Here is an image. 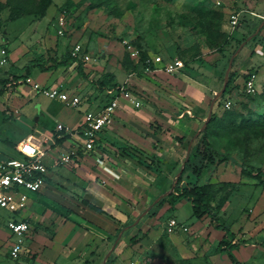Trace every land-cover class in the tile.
<instances>
[{
  "label": "rangeland",
  "instance_id": "1",
  "mask_svg": "<svg viewBox=\"0 0 264 264\" xmlns=\"http://www.w3.org/2000/svg\"><path fill=\"white\" fill-rule=\"evenodd\" d=\"M6 1L0 0V7ZM37 2L12 0L11 5L25 9L33 8ZM10 11L0 8V80H4L0 82V164L17 156L20 139L32 138L30 134L55 137L63 133L58 125L75 128L85 119L88 105L84 97L74 107L41 92L28 95L19 89L25 85L34 90L27 82L33 75L22 77L31 60L42 57L47 65L65 60L74 43H79L90 60L77 59L75 66H66L61 72L58 69V75L70 71L78 78L77 66L82 62L89 77L106 81L104 89L97 87L96 99L102 104L116 95L115 82L141 96L144 109L176 120V135L163 143L164 147L171 142L182 144L181 161L187 155L190 158L213 117L207 137L219 154L231 158L214 163L201 181L215 188L233 183L235 191L220 211L221 221L233 227L238 242L248 245L245 252L236 254L238 260L264 263V247L257 236L264 227V185L241 173L242 164L264 170V0H52L45 16L29 14L14 21L9 20ZM235 12L240 15L233 27L231 15ZM237 50L240 51L232 64L237 71L228 95L222 98V88L225 82L229 84L226 72ZM12 52L16 55L11 56ZM157 55L164 63L182 60L185 74L168 73L164 63L156 66L153 57ZM248 68L257 74V91L252 95L243 88V73ZM105 90L109 93L104 94ZM225 101L231 102L230 108ZM143 108H130L128 114L138 116L145 112ZM157 125L161 133L172 131L169 126ZM63 175L67 177L69 173ZM160 178L159 189H165L168 181L163 175ZM189 180L197 178L190 174ZM170 212L160 215L151 227L146 225L145 231L140 229V234L132 227L142 225L130 220L125 238L111 245L107 264H234L218 251L219 236L212 235L209 218L193 217L188 201L173 214ZM9 215L0 208V228L5 232H9ZM174 217L188 225L195 221L198 225L188 231L168 233L165 225ZM31 231L32 226L24 239ZM3 247L2 253L10 248V241H5Z\"/></svg>",
  "mask_w": 264,
  "mask_h": 264
},
{
  "label": "crops",
  "instance_id": "2",
  "mask_svg": "<svg viewBox=\"0 0 264 264\" xmlns=\"http://www.w3.org/2000/svg\"><path fill=\"white\" fill-rule=\"evenodd\" d=\"M15 55V52L11 53V56ZM76 62L67 66H75ZM65 68L66 66H62L49 72L34 70L31 82L33 80V83L38 82L42 86L61 83L71 93L84 97L83 100H86L88 105L84 115L89 110H100L116 96L111 95L109 100L102 104L96 99L99 87L94 78L89 77L88 73L87 79L80 74L76 78V74L74 76L70 71L58 75L56 71L59 69L58 72H61V69ZM68 72L70 76L67 78ZM20 88L28 95L43 93L35 88H26L25 85ZM105 92L109 93L108 90H105L104 94ZM83 100L81 99V102ZM130 108L135 109L123 101L113 122L100 134V146L96 144L95 150L91 152L81 147L75 150V140L71 136L64 139V135L78 129L84 120L75 128L62 124L65 126L64 132L61 131L63 133L55 137L41 138L30 134L37 140L46 141L45 147L50 144L46 157L49 169L47 184L36 196H31V203L25 211L24 218L31 221L32 231L25 240L22 258L15 262L16 260L9 257L7 248L5 252H0L2 264H107L111 245H115L118 239L125 236L126 224L130 220H138V224L142 225L132 227L137 228V234H140V229L145 231L146 225L151 224V227L156 224L160 215L170 212V207H173L170 212L173 214V210L187 201L181 200L175 205L166 202L162 207L158 206V202L171 190L177 172L182 169L186 159H183V162L180 160L179 149L183 147L182 144L178 142L175 145L171 142L164 147L163 143V140L176 135L173 126L177 125V121L165 119L154 114L151 109L143 107L145 112H138L139 115L133 117L128 114ZM150 122L169 126L172 131L155 132V127H151ZM163 147L166 150L162 149ZM72 151L76 154L70 161L61 160L63 155ZM152 159H159L160 162L158 165L152 164ZM151 164L152 166H147ZM65 173H69V176H64ZM161 175L168 184L165 189L160 190L158 184ZM171 219L178 221L176 217L170 218L165 225L166 229ZM178 222L190 229L198 225L196 221L190 225L187 222ZM209 224L212 235L219 236L218 246L225 232L216 229L212 223ZM230 228L235 233L233 227ZM175 231L177 233L184 230L178 228ZM263 232L262 226L257 235L262 247ZM12 239L10 230L5 232L0 228V251L5 248V241H10L11 244ZM235 241H238L237 237ZM247 246L241 244L239 249L234 250L235 255L241 250L245 252Z\"/></svg>",
  "mask_w": 264,
  "mask_h": 264
},
{
  "label": "built area",
  "instance_id": "3",
  "mask_svg": "<svg viewBox=\"0 0 264 264\" xmlns=\"http://www.w3.org/2000/svg\"><path fill=\"white\" fill-rule=\"evenodd\" d=\"M239 15V12L231 15L233 27L238 24ZM63 23V20H61V24ZM60 32L62 33V30ZM2 52L5 53V51ZM71 55L85 62L90 60V56L83 51L82 45L79 43H74ZM153 63L158 66V63H164V61L161 56L157 55L153 57ZM164 64L165 70L171 74L180 72L185 66L184 62L179 59ZM256 76L257 74L252 73L244 83V89L249 94L257 91ZM27 82L31 83L36 90H41L51 99H57L74 107L81 103L82 98L76 93H71L61 83L42 86L36 82L32 83L31 78H28ZM119 90L118 95L100 110L87 111L81 126L68 132V135L75 140V150L80 147L89 152L95 150L100 134L113 122L114 116L123 101H126L132 108H142L144 100L141 96L128 91L125 85L120 86ZM230 105V101L225 104L228 108ZM58 129L64 132L65 126L60 124ZM48 150L49 148L45 147L43 141L33 137L25 138L16 145L17 156L9 157L4 163L0 164V208L11 214L7 226L11 234L16 237V240L11 242L8 254L14 261L19 259L26 240L24 237L31 228L28 219L23 217V213L29 208L32 200L30 195L41 192L47 184L49 169L46 157L48 156ZM75 154L76 152L72 151L63 155L61 160L68 162ZM178 228L184 231L189 230L187 225H182L176 219H171L168 231L175 232ZM0 264H2L1 261Z\"/></svg>",
  "mask_w": 264,
  "mask_h": 264
},
{
  "label": "trees",
  "instance_id": "4",
  "mask_svg": "<svg viewBox=\"0 0 264 264\" xmlns=\"http://www.w3.org/2000/svg\"><path fill=\"white\" fill-rule=\"evenodd\" d=\"M11 1L12 0H7L6 3L1 4L0 7V8H10L11 11L9 15V20L11 21H14L20 17L29 14L43 17L46 15L48 8L52 4V0H38V2L35 4L33 8L26 7L25 9H21V8H16L17 6L16 7L12 6ZM237 44L239 45L240 43L237 42ZM76 61L78 60L75 57L69 55V57L66 58L65 60H56L53 61L52 64L47 65V62L42 57H40L38 59L31 60L28 63V65L26 66L27 73L22 77L25 78L33 75L34 69H38L39 72H49L59 67L70 65ZM77 69H78V73L81 76H83L85 79L88 78L87 74L83 69L82 62H79ZM185 69H186V65L184 66L183 69H181V71L178 74H185ZM236 71L237 69L234 68L230 72L229 84L224 94L222 95V98H225L226 95H228L229 85L234 80ZM253 72H254L253 68H248L243 73L245 77L244 83ZM3 81L4 80H0V82ZM105 83H106L105 79L96 81V85L100 89L105 88ZM113 86H116L117 88L116 95H118V93L120 92L119 90L120 85L114 82ZM243 88H244V84H243ZM253 94H256V92ZM226 102L227 101H225V104ZM212 120L213 117L209 125L207 126V129L202 132L201 138L197 140V143L195 144L191 152L190 158L184 162L182 168L183 169L182 174L178 178V181L175 185V190L169 193L166 197L162 198L158 202V206L162 207L166 202L175 205L177 202L181 200H187L192 206L193 217L199 220L209 218L216 229L225 232L223 238L221 239L217 247L218 251L222 254H226L234 264H246L238 260L237 256L234 253V250L239 249L242 243L235 241V237H236L235 233L231 230L229 226H227V224L225 225L221 221V217H220V211L229 200L231 193L235 191L233 183L226 182L222 187L215 188L212 184L201 181L202 178L205 176L206 172L210 170V168L214 163L223 162L231 158L229 155L219 154L210 143L207 137V133L211 127ZM150 126L155 127L154 130L155 132H159V130L157 129V127L159 126L157 125V122H150ZM68 137L69 135H64V139H67ZM99 143L100 142L98 141L97 145ZM159 162H160L159 159L158 160L152 159V164L158 165ZM152 164L147 166H152ZM241 173L243 176L257 179L260 184L264 185V170L256 169L254 166L250 164H242ZM190 174H193L197 178V180L196 181L189 180ZM261 244L264 245V241Z\"/></svg>",
  "mask_w": 264,
  "mask_h": 264
},
{
  "label": "water",
  "instance_id": "5",
  "mask_svg": "<svg viewBox=\"0 0 264 264\" xmlns=\"http://www.w3.org/2000/svg\"><path fill=\"white\" fill-rule=\"evenodd\" d=\"M262 25H264V20H263V22H262ZM241 47H243V45H242ZM240 49H241V48H240ZM239 51H240V50H237V51L232 55V57H231V60H230V63H229V68H228V70H227V72H226V78H227V79H229L228 76H229V74H230V70L232 69L233 61H234L235 57L237 56V54L239 53ZM226 88H227V82H225V84H224V86H223V88H222V91H221V93H220V96L224 94ZM207 121H208V120H207ZM187 160H188V155H187V157H186V161H187ZM182 168H183V167H182ZM182 170H183V169H181V171L177 174V176H176V178H175V181H174V184H173L172 187H171V190H170L168 193H166L165 195H168L169 193H171V192L173 191V188L175 187V185H176V183H177V179H178L179 176L182 174Z\"/></svg>",
  "mask_w": 264,
  "mask_h": 264
}]
</instances>
